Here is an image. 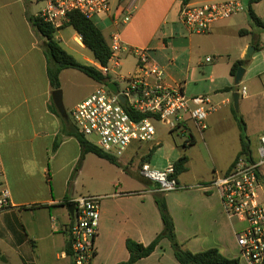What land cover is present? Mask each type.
Masks as SVG:
<instances>
[{"label":"crops","instance_id":"obj_1","mask_svg":"<svg viewBox=\"0 0 264 264\" xmlns=\"http://www.w3.org/2000/svg\"><path fill=\"white\" fill-rule=\"evenodd\" d=\"M182 1L119 0L113 4L114 8H123L132 15L128 25L119 27L124 45L118 69L121 75L129 77L137 71L138 58L134 50L146 48L151 59L165 70L167 81L180 83L182 72H178V64L187 54L190 74L193 53L199 48L197 38L203 36L211 37L218 57H228L231 69L236 62L246 60L250 46H254L255 51L256 45L262 49L254 38L259 27L249 17L247 0H238L243 3L244 11L217 23L208 34H192L184 27L180 21ZM196 1L201 5L228 0H192V3ZM43 8L42 3L29 0H0V184L7 190L11 201V208L0 213V251L5 264H70V228L74 216L69 211L70 205L64 202L74 203L80 197L93 195L101 197L95 264H119L129 260L127 240L149 245L163 231L154 199L159 188H153L151 185L157 184L141 176L140 168L144 163L162 170L186 154L189 157L187 171L178 180L182 187H194L226 173L236 160L241 145L239 152L224 165L215 160L213 173H193L192 180L186 176L194 168L192 150L199 140L191 126L189 134L195 138V145L185 147V139L175 160L164 166L152 165L156 147L139 154L144 144L132 145L127 152L137 146L135 153L127 155L126 152L119 158L121 166L92 153L86 154L79 166L83 151L81 144L76 137L67 134L64 122L52 111L55 90L48 76L46 40L29 21L30 15H38ZM253 9L263 20L264 0L254 4ZM175 15L178 20H174ZM102 23L109 38L102 32L110 44L108 39L116 27L109 19ZM67 28L58 30L55 35L63 49L79 62L98 67L100 64L94 54L85 47L76 31L68 39L64 33ZM241 31H248V34L241 35ZM72 40L78 50L71 47ZM231 51H235L234 56ZM130 60L134 61L132 69L126 66ZM203 65L200 59L199 67ZM77 72L80 71L66 69L60 75L66 119H70L65 107L69 100V77L83 79L91 87V91L79 99L80 102L101 85ZM238 92L240 107L248 104L251 97ZM217 96H221L219 103L223 106L231 105L232 99L224 97L226 92L215 91L210 97ZM211 116L206 131L200 133L195 128L204 142L213 122ZM57 142L59 145L55 149ZM144 156H148L147 161L142 163ZM136 157L140 159L138 165L135 164ZM165 195L178 240L185 249L198 253L218 248L227 257L240 259L237 233L244 225L228 218L218 192L187 188ZM138 264L180 263L170 242L163 240L150 257Z\"/></svg>","mask_w":264,"mask_h":264},{"label":"built area","instance_id":"obj_2","mask_svg":"<svg viewBox=\"0 0 264 264\" xmlns=\"http://www.w3.org/2000/svg\"><path fill=\"white\" fill-rule=\"evenodd\" d=\"M29 1L44 5L37 16L57 31L63 28L72 12H80L94 22L109 19L116 27L110 37L112 56L109 64L97 67L111 80L101 84L92 95L78 103L71 113L74 126L86 139L94 137L95 142L92 143L98 148L119 159L134 144L153 143L157 135L155 121L164 122L173 130L183 128L186 122L192 123L200 133L207 130V120L218 107L208 95L188 97L182 83H169L165 70L151 59L149 49L134 50L138 65L132 76L125 77L118 72L124 49L119 27L131 22L130 12L120 7L114 8L112 0ZM244 9L243 3L238 0L201 5L189 3L181 7L180 21L192 34H208L217 23L232 18ZM207 61L212 59L208 58ZM110 83L116 84L117 92L108 88ZM241 93L246 95V87ZM121 98L125 99L124 103ZM140 115L145 117L140 119ZM259 153L260 159L254 156L252 159L247 156L236 158L226 173L194 187L180 185L173 164L159 170L144 163L140 174L159 184V190L164 193L187 188L218 192L228 218L244 225L237 233L241 264H264V133ZM1 186L0 213L11 208L9 194ZM100 203L101 197L93 195L80 197L74 202L70 264H95Z\"/></svg>","mask_w":264,"mask_h":264},{"label":"rangeland","instance_id":"obj_3","mask_svg":"<svg viewBox=\"0 0 264 264\" xmlns=\"http://www.w3.org/2000/svg\"><path fill=\"white\" fill-rule=\"evenodd\" d=\"M118 1L119 0H112L113 4H116ZM191 4L199 5L200 3H197V1L192 3L191 1ZM177 10L178 8L175 9V11ZM172 18L173 17H171L170 20H172ZM174 20H178L177 15H175ZM95 24L101 31H104L107 38H109V34L105 30V25L99 20H96ZM257 29L258 33L254 35V38L256 42L261 45L262 49L260 51H255L250 59L245 60L246 64L244 69L246 74L239 85L235 84V77L231 76V65L228 64V57L225 56V58L221 59L216 55V49L213 47V44H211V37L203 36L197 38L199 48L193 53L190 74H188L189 62L187 54L183 56L177 67L178 72H182L179 76V81L185 86V92L188 97L204 94L211 96L214 95L215 91L224 92L226 88L234 89L238 87L239 91H242L243 87H246L247 95L251 97L250 102L246 105H241L240 110L236 111L233 103L232 91L226 92V96H224L232 99L230 106H223L219 103L221 96H217L216 98L210 97L218 109L211 116L213 122L210 129L207 131L205 142L202 141L199 134L195 132L196 129L192 123H184L182 125L183 130H173L166 123L155 121L154 125L157 130L155 142L144 144L142 150L140 152L138 151L139 154L148 152L150 148L156 147V151L152 154V165L155 163H158L160 166L166 165L168 162L175 160L177 153L183 149L185 139H188L190 136L189 132L191 126V130H195L194 133L198 136L199 144L192 150L194 168L186 177L192 180L194 176L193 173L202 172L203 175L207 171L208 174H211L213 173L212 165L215 163V160L220 165H224L226 161L235 156L240 150L241 131L240 124L236 118V116H238L242 117L247 124V134L252 142L253 156L256 159H260V140L264 132V30L261 28ZM74 31L72 27H68L64 33L69 39L70 36L75 33ZM108 40L110 41V39ZM70 45L78 50V45L74 40L70 42ZM250 47L246 51V55ZM231 55L234 56L235 51H231ZM208 57H210L212 61L206 62ZM200 59L204 63L201 67H199ZM126 66L132 69L134 67V61H128ZM77 73L89 79L84 73ZM90 91L91 87L85 80L79 79L78 77H69L67 83L69 100L65 107L70 115V119L72 111L78 102H80L79 99L86 96ZM208 124L209 122L207 125ZM88 139L93 143L95 142L94 137ZM136 147L137 146H135V148ZM135 148H131V150L127 152V155L135 153ZM147 157L148 156H144L142 158V163L147 161ZM139 161V157H136L135 164L138 165ZM151 186L153 188L157 187L154 184ZM0 264H5L2 258L0 259Z\"/></svg>","mask_w":264,"mask_h":264},{"label":"trees","instance_id":"obj_4","mask_svg":"<svg viewBox=\"0 0 264 264\" xmlns=\"http://www.w3.org/2000/svg\"><path fill=\"white\" fill-rule=\"evenodd\" d=\"M192 0H183L182 6L187 5ZM248 1V14L252 22L259 28L264 30V21L256 14L253 9V5L261 2L262 0H247ZM68 21L65 23L64 27H72L81 37L83 44L87 49H89L93 54L97 62L103 66H107L112 56V52L109 43L104 36L103 32L97 27L94 21L87 19L80 12H72L68 16ZM29 21L31 25L44 37L46 40L44 49L45 54L48 58V76L50 84L53 90L61 89L60 75L63 70L75 69L78 70L94 81L105 84L111 80L110 76H104L102 72L95 66L85 65L79 62L74 56L69 54L60 43L56 40L55 35L57 30L50 24L46 23L40 16L30 15ZM241 35L248 34V31H241ZM259 49V45L257 46ZM246 64L245 60H240L234 64L231 69V76L236 77L240 67ZM238 92V87L236 88H226L224 92ZM239 93V92H238ZM52 111L59 116L66 126V132L69 136L76 137L82 147V156L80 159L79 166L82 164L86 154H94L101 159L107 160L111 164L116 166H121L117 157L104 152L102 149L98 148L85 136H83L78 129L74 126L70 119H66L63 115L59 113L54 103H52ZM66 116H68L66 114ZM145 115H140L138 118L142 119ZM240 124V145L241 150L237 156H247L248 158H253L252 142L247 134V124L242 117L236 116ZM196 140L190 136L185 147H190L195 145ZM59 145L57 142L54 146L56 149ZM155 151L152 149V152ZM189 162V157L184 154L175 163L176 177L179 178L180 175L187 171V164ZM166 193L161 192L159 189L154 194L155 203L160 212L163 231L156 237V239L149 245H144L138 243L132 239L127 240L126 247L129 252V260L121 262L119 264H138L140 260L150 257L160 246L163 240H168L171 244L172 250L177 261L180 264H241L238 258H229L223 254V252L218 248H212L202 252L194 253L184 248L177 237L176 224L174 218L172 217L167 199ZM64 204L73 205L74 203L65 201ZM2 257L0 251V259Z\"/></svg>","mask_w":264,"mask_h":264},{"label":"water","instance_id":"obj_5","mask_svg":"<svg viewBox=\"0 0 264 264\" xmlns=\"http://www.w3.org/2000/svg\"><path fill=\"white\" fill-rule=\"evenodd\" d=\"M254 52H255V47L254 46L250 47V49L246 55V59H250V57L252 56V54ZM244 74H245L244 67H240L238 70V73L236 75V80H235L236 85H239L241 83V81L244 77ZM108 88L113 92L118 91L117 86L114 83L108 84ZM62 95H63V93L61 90L54 91L53 100H54V104H55L56 108L58 109L59 113L67 118L66 111L64 108V104H63ZM121 101L124 103L125 99L121 98ZM233 103H234L236 111H239L240 110V93H238V92L233 93ZM157 187L159 188L160 185L157 184ZM69 211H70L71 215L74 216V213H75V205L74 204L69 206ZM1 258L3 259V257H1Z\"/></svg>","mask_w":264,"mask_h":264}]
</instances>
